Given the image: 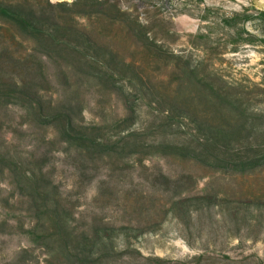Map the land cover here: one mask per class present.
<instances>
[{"label": "rangeland", "instance_id": "1", "mask_svg": "<svg viewBox=\"0 0 264 264\" xmlns=\"http://www.w3.org/2000/svg\"><path fill=\"white\" fill-rule=\"evenodd\" d=\"M80 46L86 72L65 61ZM15 85L114 143L79 161L59 149L40 165L70 227L115 232L114 252L91 264H264V167L236 175L175 149L244 116L264 129V0H0V87ZM29 103L0 105V151L14 137L25 168L36 146L24 133ZM175 104L195 120L167 116ZM126 135L153 145L123 150ZM22 194L0 175V264H70Z\"/></svg>", "mask_w": 264, "mask_h": 264}, {"label": "trees", "instance_id": "2", "mask_svg": "<svg viewBox=\"0 0 264 264\" xmlns=\"http://www.w3.org/2000/svg\"><path fill=\"white\" fill-rule=\"evenodd\" d=\"M1 15L9 16L12 21L23 26L24 30L32 29L27 22L21 21L16 15L12 16V13L8 11H3ZM79 48L83 49L81 46L77 47V53L71 52L69 54L68 51L65 55V61L67 63L72 59L71 66L74 69L86 72L85 67L81 65V62H84L82 59L84 57H78ZM92 49L90 46L84 50L92 55L93 60L98 61V58L101 60L102 57L96 51L97 49ZM88 75L94 77L90 72ZM11 97L18 98L22 103L30 101L25 108L24 115L26 124L30 127L25 125L27 130L24 133L27 138L26 143L31 140L35 142L36 146L34 148L35 152H32L29 157L31 167L25 168L22 167L23 163L15 155H11L14 146L17 147L14 137L4 138L2 140L4 146L0 151V175L12 179L14 188L25 193L22 195H25L24 197L31 201V209L37 214L38 222L36 226L40 227L42 233L46 234L43 238L47 237L55 240L60 248L66 252L70 264H91L90 258L93 253L108 258L116 247L114 243L115 232L107 227L92 228L80 225L70 227L67 213L58 208L55 199L50 197L45 190L44 174L40 165L44 164L52 153H56L59 149H65L66 147L72 149L75 160L79 161L111 152L110 148L113 149L111 146L114 143L98 133V130H93L94 128L91 132H82L77 129L70 117L69 106L65 104L60 103L53 107L50 103L38 99L37 95L24 89L23 86L15 85V92L0 87V105ZM208 100L210 99L208 98ZM221 101L223 103V100ZM160 104H162L160 106H165L163 105L165 103ZM176 106L175 104L172 107H167V110H165L166 115L183 118L185 115H181L179 113L181 110L175 108ZM214 107L218 109L220 107L219 103H214ZM175 110L178 115L175 114ZM186 117L184 119L195 120ZM243 118V122L234 123V126L230 124L228 128L219 123L218 128H211L203 133L202 141L198 145H195L193 141L173 145L176 146L177 151H180L181 157L184 159L193 160L213 168H220L236 175L260 170L264 167V129L263 125L257 121H261L262 117L254 119L247 117L249 118L247 119L244 116ZM45 125H49L55 131V134L48 135L45 129L47 127L44 128ZM119 141L120 144L125 146L123 150L132 148V152H136V154L150 147L152 143L144 144L132 135L120 137ZM17 203L13 205H17ZM5 204L9 207L7 202ZM12 208L15 209V206H12Z\"/></svg>", "mask_w": 264, "mask_h": 264}]
</instances>
